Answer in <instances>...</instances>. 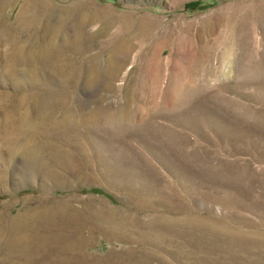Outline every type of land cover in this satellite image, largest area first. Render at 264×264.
<instances>
[{"label":"rangeland","instance_id":"obj_1","mask_svg":"<svg viewBox=\"0 0 264 264\" xmlns=\"http://www.w3.org/2000/svg\"><path fill=\"white\" fill-rule=\"evenodd\" d=\"M52 1L74 8L65 32L87 33L77 56L99 71L74 85V132L54 135L21 98L65 88L62 76L8 59L42 35L23 0H0L15 30L0 41V213L45 211L39 232L85 239L88 264L145 252V264H264V0ZM160 216L201 238L149 226Z\"/></svg>","mask_w":264,"mask_h":264},{"label":"bare ground","instance_id":"obj_2","mask_svg":"<svg viewBox=\"0 0 264 264\" xmlns=\"http://www.w3.org/2000/svg\"><path fill=\"white\" fill-rule=\"evenodd\" d=\"M23 1L21 13H26L25 20H28L30 24L38 23L37 25H40L38 32L41 33L42 38L38 42L39 44L37 43V47L34 48L33 45L32 48H28L18 43L13 44L11 51L7 53V57L12 63H23L29 71L47 69V71L59 74L62 76L65 88L32 93L26 96V100L21 98V101L32 102L29 103L31 106L34 104V112L38 114L40 123L49 124L54 135L66 132L73 133L77 124L74 119L77 115L66 107L69 101L73 99L74 85L81 77L84 78L86 86L92 85L94 74L99 71L98 61L92 58L89 63L81 66V59L79 60V58L83 54H87L90 49L86 40L87 33L74 25H72L74 32H65V23L72 18L73 13H75L74 8H65L55 4L52 0ZM80 17L92 22L96 16L89 12ZM14 31V28L0 16V41L12 39ZM123 55L121 58L115 57L110 66L116 70L121 69L128 59V56ZM188 97L189 94L187 93ZM57 106L65 108L60 118L55 116V107ZM129 114V111L126 112L125 118H129ZM79 117L86 122L94 120V114L91 117L81 115ZM31 120L32 118L28 115L22 118L23 123ZM26 141L27 143L31 142V138H27ZM24 212L27 214L18 213L13 217L3 216V213H0V264H88L90 259L83 250L85 239L65 241L58 236L50 237L47 234H42L39 229L47 225L46 212H31L30 214L27 211ZM96 216L99 218V223H110L117 216V211L110 209L107 213L97 212ZM185 220L190 226L193 223H196L195 225L205 224L199 219L189 218ZM178 221L176 217L168 219L160 216L152 219L149 226L153 229L167 230L168 233L201 238L198 233L192 232V234L187 229L179 228L177 226ZM152 228L149 229L152 231ZM158 230L153 231L162 232ZM147 253L134 257V262L136 264L147 263L149 259ZM125 261L127 259L122 258L118 264Z\"/></svg>","mask_w":264,"mask_h":264}]
</instances>
